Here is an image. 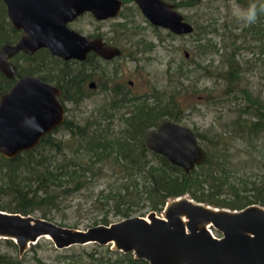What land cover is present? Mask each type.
Returning <instances> with one entry per match:
<instances>
[{"label":"trees","instance_id":"16d2710c","mask_svg":"<svg viewBox=\"0 0 264 264\" xmlns=\"http://www.w3.org/2000/svg\"><path fill=\"white\" fill-rule=\"evenodd\" d=\"M230 1L249 11L255 6L256 14L264 9V0ZM168 2L176 9L195 6L200 0ZM182 17L184 21L190 22L187 16ZM206 20V25L192 21L195 27L192 26V32L187 34L196 42L197 55L218 53L215 44L202 35V32H217V20L213 17ZM223 28L230 35L227 36L230 38L229 51L222 55L223 69L201 65L198 61H195V65L204 76L214 77V85H218L222 91L218 99L210 93L209 97L206 94L207 99H213L214 103H235L237 117L230 123V132L214 131L208 137L205 132L192 131L197 143L205 151L200 164L185 173L165 157L145 147L144 139L151 127H155L163 116L179 122L182 111L175 98L179 90L151 88L144 94V100L143 97L121 95L118 102L113 99L106 108L96 109L80 121H75L74 117H64L52 133L39 139L33 149L20 152L10 159L0 155V198H7L6 202H0V210L22 215L37 211L38 217L53 220L51 211L59 208L60 200L99 182L103 187L95 195L92 206L102 215L94 221V225L110 223L108 213L118 217V220L142 208L160 213L168 199L185 194L194 201L231 210L249 204L264 206V174L263 179L251 182L253 192L248 195H240L230 182L234 174L229 168L232 154L227 145L232 140L227 143L225 138L241 137L251 143L252 139L264 134V97L259 93L253 94L243 81V69L237 53L240 46L235 44L237 40L234 39L236 35L230 33L225 24ZM259 29L264 31V28H258L253 22H246L241 28L244 34L258 33ZM19 35L20 31L13 29L9 23L0 0V47L16 42ZM191 61L189 57L187 62ZM13 62L16 77L37 75L45 80L46 74L64 69L63 64H57L55 57L44 49L30 56L18 52L13 56ZM53 63L57 70L51 68ZM214 72L217 74L212 75ZM175 74L176 77H189L188 71L183 72L180 67ZM15 79L6 78L0 72V95L11 87ZM191 88L194 89L193 86ZM69 97L76 104V96L70 94ZM148 99L154 105L142 104ZM223 191L229 192L220 197ZM138 215L142 216L143 213ZM0 244L10 250V253L0 251V264H27L24 256L26 251L19 255L15 244L9 239H0ZM72 247L78 250L62 254L67 264H147L142 259L133 258L130 252L111 250L109 245L91 244L89 250L82 246ZM39 248L38 241L29 246L32 264H48L37 255Z\"/></svg>","mask_w":264,"mask_h":264},{"label":"water","instance_id":"95a60500","mask_svg":"<svg viewBox=\"0 0 264 264\" xmlns=\"http://www.w3.org/2000/svg\"><path fill=\"white\" fill-rule=\"evenodd\" d=\"M153 26L187 35L192 25L164 0H133ZM9 23L22 33L14 44L0 47V72L15 73L8 61L18 52L32 55L43 48L63 60L83 59L92 50L103 58L118 54L115 47L88 39L67 27L83 12L101 20L115 17L120 0H1ZM187 56V53H184ZM59 89L35 76H22L0 95V155L10 159L33 149L39 139L63 121ZM145 147L185 173L200 164L205 151L189 127L164 120L149 130ZM161 215L153 211L83 230L53 220L0 210V239L11 240L19 255L45 238L57 250L70 246L109 245L130 252L147 264H264V206L240 209L212 207L186 194L168 199ZM212 230L215 231L214 236Z\"/></svg>","mask_w":264,"mask_h":264},{"label":"rangeland","instance_id":"374dc122","mask_svg":"<svg viewBox=\"0 0 264 264\" xmlns=\"http://www.w3.org/2000/svg\"><path fill=\"white\" fill-rule=\"evenodd\" d=\"M176 10L181 15L187 16V19L190 21L189 23L193 27H195V24L192 21L202 22L203 25H206L208 17L216 18L217 32L209 31L206 34L202 32V35L209 38L215 44L218 50L217 54L197 55L196 50L198 49H196V42L193 37L174 35L163 29L156 31L147 27L144 24L145 19L140 12L138 10L134 11L128 2L124 4L118 17L98 22L93 20L91 16H83L76 21V29H79L83 34L90 32L94 28L106 32L111 24L122 22L123 16L126 13L131 14L130 21L137 22L143 27V30L140 32L143 35V39L151 42L154 46L150 51L144 52L142 55V57H145L143 61L141 60L144 66L142 76L134 77V73L132 72L133 63L127 61L125 63L126 78L133 79L135 88L138 87V91L141 93L149 92L151 88H155L156 90L167 88L179 90V94L175 98L182 111L180 121L175 123L189 127L192 131L205 132L208 137L214 131L230 132V123L237 117L236 104H228L227 102L214 103L213 99H207L206 94L209 97V93L218 99L222 91L218 89V85H214L215 78L204 76L202 70L196 67L195 61L200 62L201 65H209V67L211 65V67L215 66L223 69L222 55L229 51L230 45V38L227 37L230 35L223 28V24H225L226 28L234 36L236 35L237 37L242 34L234 39L237 40L235 44L240 46L237 53L239 54L240 66L243 69V81L248 84L253 94L259 93L261 97H264V31L259 29L260 32L258 33L244 34L241 28L247 22L246 17L249 14V10L240 7L237 3L230 0H200L199 4L195 6L179 7ZM253 24L258 28H264V9L260 14H256ZM73 26L75 27V25ZM184 52L187 53L186 57L184 56ZM189 57L192 60L191 62H187ZM178 67L183 72L188 71L189 77H176L175 72L178 70ZM215 74L217 73H212V75ZM243 81L241 82L243 83ZM192 86L194 89L191 88ZM102 102L103 96L98 94L90 96L79 104L78 107L76 105L68 106L66 118L72 119L74 117L75 121H80L81 118L87 116L89 113H94ZM114 121L116 122V120ZM225 139L227 143L232 140L227 145L232 154V162L229 163V168L232 174H234L230 182L233 183L240 195H248L253 192L251 182L257 181L259 178L263 179L264 134L252 139L251 143H248L241 137L231 139L229 136H226ZM102 187L103 184L100 182L93 183L87 189L74 192L65 199L60 200L59 208L51 211L53 221L61 226L71 228L75 226V228L81 230L93 226L94 221L98 220L102 213L93 208L92 201H94L95 195ZM228 192L223 191L220 197L226 196ZM6 201V197L0 198V202ZM141 212L143 213L142 217H146V214L150 211L147 208H142L140 211L132 213L131 216H139L138 213ZM31 215L38 217L39 213L36 211ZM155 215L160 216L161 214L155 213ZM108 218L110 222L118 220V217L112 216L111 213H108ZM38 243L40 244V248L36 251L37 255L48 264H67L62 254L67 255L78 250L72 246L57 250L45 238L39 239ZM30 245L26 247V252L24 253L27 264H32L29 258L32 255V251L29 249ZM90 246L91 244H87L82 247L85 250H89ZM0 251L10 253L9 248H6L2 244H0Z\"/></svg>","mask_w":264,"mask_h":264},{"label":"flooded vegetation","instance_id":"af4514ba","mask_svg":"<svg viewBox=\"0 0 264 264\" xmlns=\"http://www.w3.org/2000/svg\"><path fill=\"white\" fill-rule=\"evenodd\" d=\"M120 1H121L120 10L115 17L119 16L122 7L127 2L128 4L131 5V8L134 11L136 10L139 11L137 5L133 0H120ZM83 16L92 17L90 13L83 12L82 14L76 16L72 21L68 22L67 27L74 30L75 32H77L82 36L88 37V39H99L101 43H103L104 45L115 47L118 50V54L113 55L110 58H103L94 51L90 50L85 53L83 59L63 60L59 57L54 56L57 64L58 63L63 64L64 69L57 72L53 71L52 72L53 74H49V73L46 74L45 80L42 81L49 83L52 86L59 89V94L57 95V98L60 101L61 105L63 106V110H64L63 119L64 117H66L68 111L67 109H69L68 106L76 105V107H78L79 104H81L83 101H85L90 96H93L95 94L103 96V102L99 105V107L96 108V109L99 108L101 109V108H106L107 107L106 105L112 103L113 99H115V101L118 102L119 99H121L120 97L121 95L126 97L127 95H130L134 98L136 96L140 98L143 97L144 100V94L147 93V92L145 93L139 92L138 87L135 88L134 80L131 78H126L125 76V63H127V61L133 63V68H132V72L134 73L133 76L134 77L142 76V72H144V66L141 63V60L143 61L145 59V57H142V55L144 52L150 51L154 46L151 42H148L146 39H143V35L140 33L143 30V27L140 26V24L137 22H131L130 21L131 14L126 13V15L123 16L122 22H116L114 24H111L110 28L107 29L106 32L94 28L90 32L83 34L81 31H79V29L78 30L76 29V21ZM115 17H109L101 20L92 17V19L98 22H103L109 19H113ZM144 24L147 27H150L151 29L156 31L158 29H163L161 27L151 25L147 20L145 21ZM73 25H75V27ZM163 30H166L167 32L171 33L167 29H163ZM21 33L22 32L20 31V35ZM20 35L18 36V38L20 37ZM13 56L9 58L8 61H10L13 64L16 70L15 63L13 62ZM51 68L53 70H57L56 65L54 63ZM22 76H35L38 78L37 75H22ZM22 76L16 77L14 73L13 77L16 78L15 79L16 81L18 78ZM70 94L76 96V104H74L73 101L70 99L69 97ZM123 99H125V97ZM148 102H150V99H148L147 102L146 101L143 102L142 104L154 105L152 102L150 103ZM126 115L127 114H124V116ZM164 117L167 118V116H163L162 117L163 119H161L157 123V125L164 120H169L168 118L165 119ZM155 127H151L149 130L154 129ZM53 130L54 129H52L49 133H52Z\"/></svg>","mask_w":264,"mask_h":264},{"label":"clouds","instance_id":"9594fccd","mask_svg":"<svg viewBox=\"0 0 264 264\" xmlns=\"http://www.w3.org/2000/svg\"><path fill=\"white\" fill-rule=\"evenodd\" d=\"M256 19V10L255 6H252L251 10L249 11V14L246 17L247 22L251 23L254 22Z\"/></svg>","mask_w":264,"mask_h":264}]
</instances>
